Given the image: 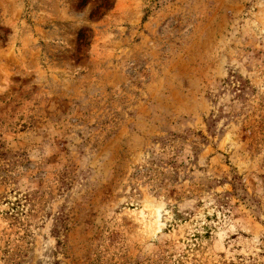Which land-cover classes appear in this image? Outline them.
Returning a JSON list of instances; mask_svg holds the SVG:
<instances>
[{"label":"rangeland","instance_id":"374dc122","mask_svg":"<svg viewBox=\"0 0 264 264\" xmlns=\"http://www.w3.org/2000/svg\"><path fill=\"white\" fill-rule=\"evenodd\" d=\"M0 264H264V0H0Z\"/></svg>","mask_w":264,"mask_h":264}]
</instances>
